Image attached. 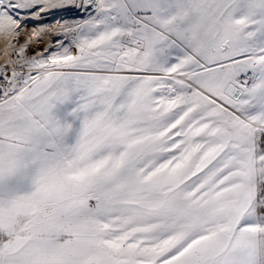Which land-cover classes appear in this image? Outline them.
<instances>
[{"label": "snow or ice", "instance_id": "1", "mask_svg": "<svg viewBox=\"0 0 264 264\" xmlns=\"http://www.w3.org/2000/svg\"><path fill=\"white\" fill-rule=\"evenodd\" d=\"M75 6L0 0V264H264V0Z\"/></svg>", "mask_w": 264, "mask_h": 264}, {"label": "rangeland", "instance_id": "2", "mask_svg": "<svg viewBox=\"0 0 264 264\" xmlns=\"http://www.w3.org/2000/svg\"><path fill=\"white\" fill-rule=\"evenodd\" d=\"M74 2L79 4L81 2V0H74ZM73 9L74 8H72V9L70 8L69 10H73ZM69 10H67V11H69ZM92 11L93 10L90 8L87 11H85V9H83V8L76 7V9L73 12H66V13L62 12V13L57 14L56 16L51 17V18H46L43 20L39 19V20L30 21L28 26H27L26 32H31L32 29L40 27V26L47 27V26H56L58 24L74 25L77 21L87 19L88 15ZM56 35H59L60 39L63 40L66 45L71 43V34H69L67 38H65L62 33H53V36H56ZM46 39H47L46 45H48L49 44V38L46 37L45 40ZM42 43L38 46L39 49L47 48L44 45V42H42Z\"/></svg>", "mask_w": 264, "mask_h": 264}, {"label": "bare ground", "instance_id": "3", "mask_svg": "<svg viewBox=\"0 0 264 264\" xmlns=\"http://www.w3.org/2000/svg\"><path fill=\"white\" fill-rule=\"evenodd\" d=\"M75 4H77V3L74 2V0H66V7L61 8V9H58V10H55V11L50 12V13H48V14H45L41 20L46 19V18L54 17V16H56L57 14H60V13H62V12H65V13H66V12H73V11L76 9ZM70 8H71V9L74 8V9H73V10H69ZM67 10H69V11H67ZM46 41H47V39L44 41V45H45L46 47H48V45H46V44H47ZM42 44H43V43H42Z\"/></svg>", "mask_w": 264, "mask_h": 264}]
</instances>
